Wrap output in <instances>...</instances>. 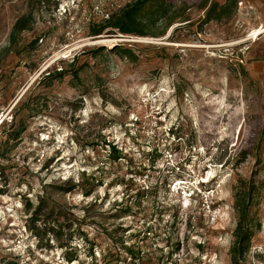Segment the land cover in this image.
<instances>
[{
    "label": "rangeland",
    "instance_id": "rangeland-1",
    "mask_svg": "<svg viewBox=\"0 0 264 264\" xmlns=\"http://www.w3.org/2000/svg\"><path fill=\"white\" fill-rule=\"evenodd\" d=\"M131 1L0 0V263L124 264L106 254L140 239L144 264H264V0L209 21L230 0H166L189 6L166 30L90 34Z\"/></svg>",
    "mask_w": 264,
    "mask_h": 264
},
{
    "label": "trees",
    "instance_id": "trees-1",
    "mask_svg": "<svg viewBox=\"0 0 264 264\" xmlns=\"http://www.w3.org/2000/svg\"><path fill=\"white\" fill-rule=\"evenodd\" d=\"M208 0H203L199 5L200 8H207ZM232 0L228 1L226 4H219L218 2H212L207 10L206 21L214 19L212 17L213 13H216V19H221L226 11H232ZM175 4L167 2L166 0H133L130 3L126 4L119 10L113 12H107L106 17L101 20L92 21L90 23V34L92 36H99L105 31L107 33L114 34L117 32L122 34H139L146 35L145 26L147 24H155L159 21H165V30L169 28L177 18H183L184 11L189 7L187 3L183 2L180 8V12L173 10ZM35 23V17L32 13L25 14L19 17L11 30L8 46L12 49L16 47L20 41L21 34L24 31H30L33 28ZM37 43V40L36 42ZM114 51H123L126 56L131 55L129 49L124 48L122 45H115ZM104 48L99 47L95 51H103ZM76 61V58H73L71 66ZM68 73L66 67L61 68L53 72H49L48 75L44 76L42 80L49 81L51 84L55 79L62 78ZM74 79H80V74L78 70L72 71ZM12 127L15 126V120L12 119ZM12 137L17 139L23 132L22 128L14 129ZM122 156H114V159H119ZM255 190H249L246 194H242L239 191L238 187L235 188V207L237 208L240 216V220L235 228V242L232 247V254L235 257L241 258L250 250V241L252 237V232L249 230V209L250 201L254 197ZM142 230L138 231L136 238L139 239ZM140 239L137 243L126 246L121 244V250L116 251L115 253H107L106 257H111V260L117 262L122 261L124 264H144V253L143 247L140 243ZM179 250V245L169 254L170 258L174 252ZM163 256V254H162ZM161 256V257H162ZM130 258V260H128ZM110 260V261H111ZM161 258H159V263ZM1 264V263H0ZM5 264H14L13 262H7Z\"/></svg>",
    "mask_w": 264,
    "mask_h": 264
}]
</instances>
